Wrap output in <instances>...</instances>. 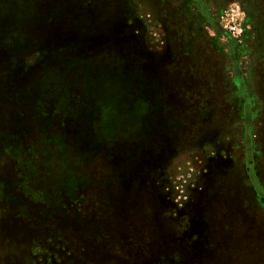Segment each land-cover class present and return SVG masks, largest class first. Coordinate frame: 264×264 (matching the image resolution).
<instances>
[{
	"label": "rangeland",
	"instance_id": "obj_1",
	"mask_svg": "<svg viewBox=\"0 0 264 264\" xmlns=\"http://www.w3.org/2000/svg\"><path fill=\"white\" fill-rule=\"evenodd\" d=\"M187 1L73 34L57 0H0V264H264V0ZM127 60L146 86L115 101L69 68Z\"/></svg>",
	"mask_w": 264,
	"mask_h": 264
},
{
	"label": "trees",
	"instance_id": "obj_2",
	"mask_svg": "<svg viewBox=\"0 0 264 264\" xmlns=\"http://www.w3.org/2000/svg\"><path fill=\"white\" fill-rule=\"evenodd\" d=\"M181 1V0H180ZM119 2L120 0H57L56 2V10L54 9L53 14L54 18L58 19L61 24L63 25L64 22H69L70 23V31L71 33L75 34L78 33L81 30H85V28H91L90 25H86L88 23H92L93 25H96V23H105L102 26H106V22L111 20V16L115 15L116 10L119 9ZM191 3L187 0H183L182 6H187L189 7ZM70 5V9H69ZM201 15V14H200ZM205 15V14H204ZM175 16V15H174ZM172 16L171 19L175 18L177 20V24L174 27V31L176 32V40L180 44H189L190 40V35L188 32L185 31L186 27L184 25L185 22V17L183 18L182 15L177 14L175 17ZM193 17H189L190 20L195 23L196 20L199 18L193 13ZM204 17H207L206 15ZM206 19L211 20V17H207ZM83 21V22H82ZM67 26V25H66ZM107 27V26H106ZM97 28V27H94ZM190 32V31H189ZM70 34V32H69ZM192 39L195 40L197 39L195 36H192ZM197 48H195V51H191V53H187V50H185L184 47L179 48L177 51L172 52V61L174 63L181 64L182 67V73L183 74H188L189 78L190 75L194 73V70L196 69V66L199 65V62L202 60H206V55L201 54V51H198ZM109 53H104L102 54L105 57H109ZM95 61L96 59L93 58ZM119 62V60H117ZM189 61V64L191 65H185ZM184 62V63H183ZM191 62V63H190ZM128 65V69L126 64ZM123 62L121 65H117L118 63H115V66L109 65H103L102 68L100 67L98 72L93 71L91 68H87V72H84L85 66L83 64H77L73 63L72 67H69L71 71L73 69H78L82 70V76L84 77L86 81V95L89 93L95 94L96 97L101 96V91L103 93V96L101 97L104 99L105 97H108L107 99L111 98L116 100V95L114 92L113 94L111 93L112 90H115V87H118V90L121 89L122 92H126V87H136L138 86H146V81L145 79H140V78H133L132 76L127 77V81H121L119 78V75L121 73L120 70L124 68V65L126 69H123L125 74H128L130 76L129 71L131 72V65L132 63L129 62L128 60L126 62ZM124 64V65H123ZM77 65V66H76ZM81 65V66H80ZM74 66V67H73ZM79 67V68H76ZM69 69V70H70ZM129 70V71H128ZM193 71V73H192ZM180 72V68H179ZM196 74V72L194 73ZM197 75V74H196ZM193 78V76H192ZM190 78V79H192ZM150 85V84H149ZM196 85V84H195ZM198 86V85H197ZM201 86V85H200ZM134 91V88L132 89ZM107 92V95L105 93ZM112 94V96H111ZM111 96V97H110Z\"/></svg>",
	"mask_w": 264,
	"mask_h": 264
},
{
	"label": "built area",
	"instance_id": "obj_3",
	"mask_svg": "<svg viewBox=\"0 0 264 264\" xmlns=\"http://www.w3.org/2000/svg\"><path fill=\"white\" fill-rule=\"evenodd\" d=\"M232 30L238 31V28H237L236 26H234V27L232 28Z\"/></svg>",
	"mask_w": 264,
	"mask_h": 264
}]
</instances>
